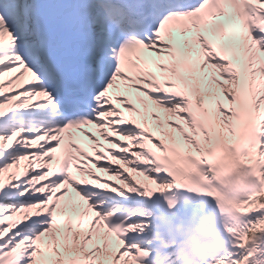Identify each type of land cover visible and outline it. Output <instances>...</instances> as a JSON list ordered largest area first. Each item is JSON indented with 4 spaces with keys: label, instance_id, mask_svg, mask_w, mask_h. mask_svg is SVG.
Returning a JSON list of instances; mask_svg holds the SVG:
<instances>
[{
    "label": "snow or ice",
    "instance_id": "snow-or-ice-1",
    "mask_svg": "<svg viewBox=\"0 0 264 264\" xmlns=\"http://www.w3.org/2000/svg\"><path fill=\"white\" fill-rule=\"evenodd\" d=\"M0 264H264V0H0Z\"/></svg>",
    "mask_w": 264,
    "mask_h": 264
}]
</instances>
